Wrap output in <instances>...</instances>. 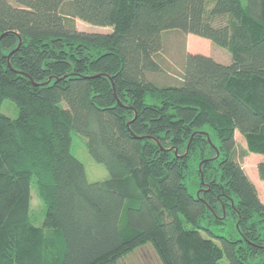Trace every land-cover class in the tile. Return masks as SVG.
<instances>
[{"label": "trees", "instance_id": "16d2710c", "mask_svg": "<svg viewBox=\"0 0 264 264\" xmlns=\"http://www.w3.org/2000/svg\"><path fill=\"white\" fill-rule=\"evenodd\" d=\"M171 29L231 61L186 52L180 83L152 81ZM2 34L0 264H116L149 243L164 264H264V203L235 159L237 131L264 155V0H0ZM73 131L108 178L88 180Z\"/></svg>", "mask_w": 264, "mask_h": 264}, {"label": "rangeland", "instance_id": "374dc122", "mask_svg": "<svg viewBox=\"0 0 264 264\" xmlns=\"http://www.w3.org/2000/svg\"><path fill=\"white\" fill-rule=\"evenodd\" d=\"M13 1L11 0V2ZM76 25L78 29L88 32L108 33L113 31L112 26H98L80 19H76ZM162 36L164 47L156 56L160 69L156 72H149L147 75L149 79L160 85L180 83L184 72L186 52L203 53L224 63L231 61V53L209 39L194 34H186L179 29L163 31ZM9 103L11 102L5 101L3 111L7 115L15 117L17 109ZM235 139V159L241 164L250 180L256 186L258 195L264 203V180L260 179L258 173V164L264 161V155L254 152L243 153L247 149V143L245 137L239 131L235 134ZM72 151L84 163L89 181H101L108 178L109 171L106 165L96 161L91 156L87 139L76 131H73ZM31 194L30 219L34 224L42 225L46 206L38 194L35 181H33L31 186ZM224 263L226 262L224 261ZM116 264H164V262L155 247L149 243L125 255Z\"/></svg>", "mask_w": 264, "mask_h": 264}, {"label": "water", "instance_id": "95a60500", "mask_svg": "<svg viewBox=\"0 0 264 264\" xmlns=\"http://www.w3.org/2000/svg\"><path fill=\"white\" fill-rule=\"evenodd\" d=\"M3 35H4V34H2V35L0 36V38H1ZM18 47H19V46H18ZM12 53H13V51H11V52L8 54V57H10ZM98 75H99V74H97L96 76H98ZM113 88H114V93H115V95L117 96V94H116V89H115V86H114V85H113ZM119 103H120V102H119ZM136 116H137V114H136ZM192 138H193V135H192V137H191V139H190V141H189L187 151L189 150V147H190V144H191ZM202 176H203V175H202Z\"/></svg>", "mask_w": 264, "mask_h": 264}]
</instances>
